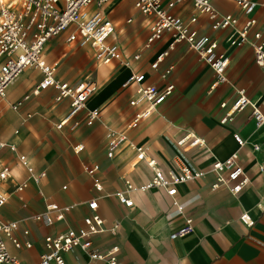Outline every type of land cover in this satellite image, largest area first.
<instances>
[{
  "label": "crops",
  "instance_id": "obj_1",
  "mask_svg": "<svg viewBox=\"0 0 264 264\" xmlns=\"http://www.w3.org/2000/svg\"><path fill=\"white\" fill-rule=\"evenodd\" d=\"M255 1L259 5L253 14L256 23L249 32L250 42L255 41L256 32L264 40V0ZM213 3L220 12L235 14L237 25L213 29L211 19L195 8L193 0H183L170 11L200 35L218 41L217 52L229 57L228 82H217L214 68L185 41L174 42L170 31L148 42L156 15L139 12L134 0H111L101 9L114 25L108 43L119 47V58L104 62L91 43L69 42L70 30L52 38L44 49L47 63L57 64L56 81L72 88L80 83L95 84L82 109L70 115L73 99L58 98V86L38 89L42 71L36 67H27L10 83L6 97L0 99V142L5 144L0 146V167L9 166L11 172L0 184L8 196L0 218L18 223L14 235L21 247L11 238L4 236V240L20 264H39L46 235L86 229L85 218L95 213L104 221L105 230L92 237L89 250L79 246L65 252V264H108L91 253L114 245L121 264H264V171L259 165H264V127L256 125L249 106L222 121L238 89H244L264 111V66L256 62L250 42L230 43L249 15L235 0ZM193 16L197 20L191 22ZM142 74V82L130 80ZM150 84L161 89L174 84L175 88L133 125L146 102L131 101L138 98L141 86ZM26 95L29 97L24 98ZM18 101L23 104L14 108ZM223 102L228 107H222ZM94 109L98 115L89 123L88 114ZM112 128L124 131L127 139L110 149ZM187 133L203 138L205 144L178 146V139ZM255 145L261 150L255 151ZM139 147L145 159L139 158ZM234 153L249 178L237 194L225 186L213 188L217 178L213 162ZM20 155L29 157L34 175L21 163ZM147 159H155L167 174L179 173L184 165L203 174L180 182L172 197L164 188H146L153 175ZM43 171L46 175L37 182L34 176ZM127 180L134 186L128 197L135 204L129 207L119 201V193L127 190ZM22 183H26L24 190L16 189ZM95 200L98 206L93 210L89 203ZM174 201L183 205L181 214ZM49 203L71 209L53 224L36 220L34 216ZM244 213L253 224L242 220ZM186 218L193 219L194 230L172 238L170 234ZM115 224L122 229L112 232Z\"/></svg>",
  "mask_w": 264,
  "mask_h": 264
},
{
  "label": "built area",
  "instance_id": "obj_2",
  "mask_svg": "<svg viewBox=\"0 0 264 264\" xmlns=\"http://www.w3.org/2000/svg\"><path fill=\"white\" fill-rule=\"evenodd\" d=\"M111 0H0V99L5 98L8 87L27 67H36L42 71V79L38 85V89L47 88L49 86H58L60 93L58 98L71 97L73 110L70 115L82 109L85 100L96 88L95 84L80 83L77 87L72 88L66 82H58L55 79L57 64L51 65L44 58V49L47 43L59 35L60 33L70 30L68 37L69 42L78 40L81 45L92 44L97 50V57L104 62H108L112 58H119L120 49L116 44L106 43L107 38L113 33V23L104 15L102 6ZM183 0H134L135 8L148 15H156V20L151 25V34L148 42H152L165 32L170 31L175 41H185L189 47L195 49L200 57L209 65H211L216 74L217 82H228L226 71L229 65V57L223 53H218V41L209 35H200L197 30L191 29L180 16L171 13L174 6ZM242 11L249 15L243 28L238 32V36L230 38V43L234 45H243L250 42L249 32L251 27L255 25L256 19L253 16L254 10L259 5L255 0H235ZM195 8L211 19L213 29H226V27H235L238 18L232 12H220L215 7L213 0H193ZM264 8V1L261 2ZM96 6V8H93ZM197 17L193 16L192 21H196ZM255 41L250 42L254 45L255 60L262 67L264 66V40L262 33L254 34ZM158 61L153 65L157 67ZM172 68L167 70V73ZM138 83L144 79V74L132 76ZM216 82V83H217ZM215 83V84H216ZM214 84V86H215ZM175 86L169 84L166 88L161 89L155 84L143 85L138 90V98L132 99V104L138 102H146V108L143 112L136 115L133 125H136L143 115H147L155 107L160 105L166 98L172 94ZM26 95L24 98H28ZM236 98L228 107L226 102L221 104L222 107H228L226 117L223 122L232 119L233 113L249 106L258 127H264V111L259 105L253 101L244 89H238ZM22 101H18L13 105L18 108L22 105ZM89 123L98 115V110L94 109L89 114ZM110 149L115 148L120 142L127 139L124 131H116L110 129ZM238 137V136H237ZM241 144L245 141L238 137ZM189 143L190 146H203L205 141L203 138L194 133H187L180 137L177 141L178 146H184ZM5 144L0 142V146ZM14 149V146H11ZM255 151L261 150L260 145L254 146ZM140 159H145V153L142 148H137ZM237 153L232 154L226 160H215L212 164L213 169L217 173L216 181L213 188L225 186L233 193H240L247 185L249 178L244 175V168L237 160ZM21 163L27 165L28 171L34 175L33 167L29 163L27 155H20ZM147 164L153 169V175L146 183V188L157 187L165 189L170 196L177 193V186L182 181L194 179L203 174L200 170H195L189 165H184L179 173L167 174L163 169L159 168L155 159H147ZM261 171H264V165L259 164ZM227 171L228 175L224 176L223 172ZM10 167H0V184L10 176ZM46 172L34 176L39 182ZM127 190L119 193V201L127 207L133 206V199L128 197V190L134 188L130 180L126 181ZM26 183H22L16 187L18 190H24ZM8 196L0 189V209L6 203ZM178 213L183 212V205L176 201ZM91 209L97 208V200L91 201ZM71 206H59L55 203L47 204V208L42 213L34 216L36 220H43L46 223L53 224L55 221L61 220L65 212L70 210ZM242 220L246 224H253L254 221L250 215L244 213ZM88 227L86 229H68L58 234H48L45 236L46 250L41 255L39 264H65L66 259L64 253L77 247L89 250L92 246V237L97 233L105 230L104 221L99 214L85 218ZM18 228L16 221L3 220L0 218V264H20L18 257L9 252L4 236L11 238L17 247H21V242L15 237L14 231ZM122 226L115 224L111 231L121 230ZM194 230L192 218H186V223L180 229L170 234L172 238L184 236ZM26 231L25 233H27ZM28 246H31L27 242ZM118 246L104 252L91 253L93 258H103L108 264H121L117 255Z\"/></svg>",
  "mask_w": 264,
  "mask_h": 264
},
{
  "label": "rangeland",
  "instance_id": "obj_3",
  "mask_svg": "<svg viewBox=\"0 0 264 264\" xmlns=\"http://www.w3.org/2000/svg\"><path fill=\"white\" fill-rule=\"evenodd\" d=\"M112 37H113V36L108 37L107 40H106V43H107V42H111V41H112Z\"/></svg>",
  "mask_w": 264,
  "mask_h": 264
}]
</instances>
